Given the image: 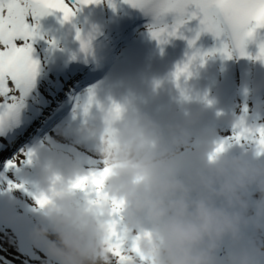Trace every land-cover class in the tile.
<instances>
[{
    "label": "clouds",
    "instance_id": "9594fccd",
    "mask_svg": "<svg viewBox=\"0 0 264 264\" xmlns=\"http://www.w3.org/2000/svg\"><path fill=\"white\" fill-rule=\"evenodd\" d=\"M185 116L161 123L131 96L96 101L84 115V135L100 147L96 170L111 169L104 190L125 201L122 225L139 236L151 264H264V157L230 147L215 153L219 131L200 128L187 109ZM68 158V177L46 169L38 192L49 203L31 238L43 246L44 264H113L106 244L112 202L89 205L73 190L71 182L90 171Z\"/></svg>",
    "mask_w": 264,
    "mask_h": 264
},
{
    "label": "snow or ice",
    "instance_id": "6c2138e0",
    "mask_svg": "<svg viewBox=\"0 0 264 264\" xmlns=\"http://www.w3.org/2000/svg\"><path fill=\"white\" fill-rule=\"evenodd\" d=\"M102 0H0V139L6 141L0 144V150L27 131L21 127V110L25 99L35 86L40 73V61L34 57V43L41 37L40 20L54 12L62 13L63 21H70L80 6L99 4ZM112 4V0H108ZM133 8L140 9L152 18L149 25L151 36L160 43H166L169 37L182 35L180 31L193 20L199 21L196 37L189 41L194 46L196 40L203 33L211 34L221 46L208 53L196 51L182 66H177L174 73L177 87H180L181 77L190 78L192 65L197 60L204 61L205 57L219 52L227 59L234 53L240 57H247L264 61V43L259 45L258 53L253 57L248 52L249 42L254 39L258 29H264V0H124ZM169 17L175 23L169 25ZM82 50L91 51V37L82 39ZM18 93V94H17ZM183 93V89H182ZM185 98H189L185 95ZM96 102L94 90H89L88 100L83 105L84 115ZM209 104L212 101H208ZM77 107H80L79 103ZM113 112L119 114L120 105L113 104ZM232 125L230 134L225 135L216 143L215 153L224 151L235 144L241 147H252L255 155L264 157V125L249 126L247 123L248 107ZM25 157L21 160L20 156ZM34 152L20 149L2 162L0 170V184L6 185V191L20 190L28 193L38 210L49 203V197L43 192H30L24 183L16 182L12 177L19 172L22 163H31ZM211 158V157H210ZM108 167L102 170H92L87 175L77 177L71 182L73 190L85 194L89 205L95 206L101 200H111L112 219L107 221L108 239L107 250L113 257V264H151L138 246V235H133L121 223V210L125 201L111 197L104 190L106 177L110 174ZM18 251V250H17ZM18 258V257H17ZM31 259V258H29ZM3 264L11 261L0 257ZM23 264H27L24 261Z\"/></svg>",
    "mask_w": 264,
    "mask_h": 264
},
{
    "label": "bare ground",
    "instance_id": "6f19581e",
    "mask_svg": "<svg viewBox=\"0 0 264 264\" xmlns=\"http://www.w3.org/2000/svg\"><path fill=\"white\" fill-rule=\"evenodd\" d=\"M151 23H146L144 26L134 29V35L123 43V47L116 55L117 59L110 71L104 77L98 79L95 86H90L80 93L79 97L82 103L80 112L71 110L70 115L57 126L55 133L58 135V139H55V135H49L45 139H40L41 143L51 145L49 148L56 152L62 153L64 151L74 157L83 167L96 166L93 164L95 162L102 164V161L98 158L99 145L95 141L87 139L83 132L85 119L83 105L88 100L90 89L94 90L96 101L103 103H109L112 100L119 101L126 96L136 97L143 102L145 109L151 112L154 118L161 123L167 122V124L180 120L185 115L186 109L190 111L202 101H205L206 107L199 117V125L207 115L228 116L219 114L225 113L227 110L237 109L238 106L245 107L247 105L246 96L249 94L251 99L250 91H245L243 94L238 92V96L235 95L236 97L228 96L227 90L225 92L227 75L224 67L219 69V61L217 62L218 55H221L219 52L205 57L204 61L197 60L194 62L190 69L192 72L191 77H181L180 87H177L174 73L178 65L182 66L187 63L197 50L203 54L221 46L220 42L208 33L201 34L194 46L189 45V41L196 37L199 29L198 20H193L182 27L180 30L182 35L169 37L166 43H160L151 36L149 31ZM173 23L175 22L169 23V25ZM261 43H264V37L259 34L249 42L248 46L259 47ZM243 58L244 69L239 73L245 80V74L248 69H254V64L249 61V58ZM228 68L230 67H226V70ZM92 69L94 67L90 66V70ZM59 75L70 82H78L77 85L82 82L81 80H88V77H85L82 71L65 66ZM184 95L190 96L192 99L184 100ZM208 101H212V103L209 104ZM258 111L259 109L253 111L252 115L256 117ZM33 114L38 117L41 115V110H35ZM208 127L216 128L220 134H227L231 130V127L220 124L216 120H213ZM4 142L3 139H0V144ZM25 145L28 144L25 143ZM11 147L13 145L8 148L11 149ZM22 158L25 160V157L22 156ZM31 164L33 165L32 160L31 163H22L19 172L14 173L12 178L21 183L17 181L21 167L30 166ZM31 176H33L32 185H29V187H33L34 192H37L39 189L35 184L37 173L34 167ZM22 192L20 190L8 192L6 191V185L0 184V210L15 206L16 202L22 200ZM81 196L86 199L85 194L82 195L81 193ZM4 214L2 217L6 221ZM26 215L31 220V225L34 226L38 222L28 214ZM5 224L12 225L8 221ZM6 239L5 233L0 231V241L3 243V240Z\"/></svg>",
    "mask_w": 264,
    "mask_h": 264
},
{
    "label": "rangeland",
    "instance_id": "374dc122",
    "mask_svg": "<svg viewBox=\"0 0 264 264\" xmlns=\"http://www.w3.org/2000/svg\"><path fill=\"white\" fill-rule=\"evenodd\" d=\"M39 23V31L42 38L38 37L36 39L34 43V54L39 55L38 60L40 61V73L36 78L34 88L25 99V105L21 110V113L33 114L35 110L40 109L41 115L38 117H36V115L34 116L35 121L32 127L33 130L31 129V131L14 143L11 149L7 146L6 150H0V170H2V162L5 159L11 157L20 149L26 151V141H23L24 139L30 141L32 136H39L41 139H45L49 135H55V139H58V135L55 133L57 126L62 123V120L70 115L71 110L80 112L79 110L82 107L81 98L79 97L80 93L90 86H95V82L98 80L92 77L96 81L84 79L81 80L82 82L79 81L80 83L77 85L78 82H70L69 80H66L65 77H60L58 74H60V71L63 70L65 63L64 52L67 49V38L66 36H63L61 32L63 28V21L57 13L54 12L49 16L43 17ZM145 24L146 23H135L133 29L127 33L125 39L127 38L128 40L134 35V29L144 26ZM53 27H57V30ZM122 47V43L117 46L113 66L117 59L116 55H118V52L122 49ZM247 48L250 53L249 50L251 46H248ZM218 61L219 69L224 67L227 75L225 92L227 90L228 96H238L239 83L243 82L239 73L242 68L239 67L238 60L234 55L231 59H227L223 55H218L217 62ZM249 61L251 62V59H249ZM226 67L230 68L226 70ZM250 74L251 68L249 69L247 76H250ZM88 75L89 72H86L85 77H88ZM69 93H73L75 98H77L67 100V95ZM246 97L248 110L252 112L249 94H247ZM260 100L262 104L256 117L251 114L250 118L247 120L249 126L264 125V93L260 96ZM67 101L69 104L65 107V102ZM203 102L205 101L199 103ZM78 103L80 107H77ZM243 109L244 106H238L237 109L227 110L225 113H220L219 115L237 116L243 111ZM219 117L221 116L207 115L202 120L201 127H208V125L212 123L213 119L218 120ZM50 121L52 124L47 127ZM220 124L223 123L220 121ZM229 134L230 131L227 132V134L219 133V136L224 137ZM232 151L235 153H244L250 156H255V150L252 147H241L240 145L235 144L232 146ZM20 159L23 160L22 156H20ZM93 164L97 166L101 165L98 162ZM32 173V164L23 168L21 167L17 180L24 183L30 192H34L33 187H29V185H32ZM21 195L23 201L21 200L16 202L17 204L15 206H10V208L8 207L4 210H0V231L4 232L7 238L6 240H3V243L0 241V257L6 258L11 261L12 264H23L24 261H27V264H44L45 256L43 246L34 244L31 238V231L34 226L30 225L25 231H18L10 225L5 224L3 221L2 214L4 212H24L35 221H39V210L36 207L34 199L24 191ZM0 264H3V261H0Z\"/></svg>",
    "mask_w": 264,
    "mask_h": 264
}]
</instances>
